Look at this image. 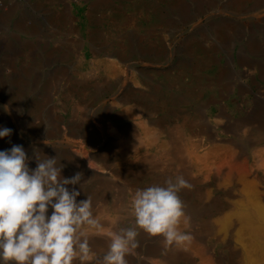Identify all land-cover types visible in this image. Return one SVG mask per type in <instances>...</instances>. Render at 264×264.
<instances>
[{"label": "bare ground", "instance_id": "6f19581e", "mask_svg": "<svg viewBox=\"0 0 264 264\" xmlns=\"http://www.w3.org/2000/svg\"><path fill=\"white\" fill-rule=\"evenodd\" d=\"M29 2L47 28L17 19L0 34V127L12 130L0 150L82 173L78 199L104 225L91 264L134 223L132 193L175 175L192 185L178 225L190 241L141 231L128 264H231L200 230L225 197L264 225V0ZM13 10L0 0V20Z\"/></svg>", "mask_w": 264, "mask_h": 264}, {"label": "clouds", "instance_id": "9594fccd", "mask_svg": "<svg viewBox=\"0 0 264 264\" xmlns=\"http://www.w3.org/2000/svg\"><path fill=\"white\" fill-rule=\"evenodd\" d=\"M12 130L0 127V139ZM22 145L0 150V264H91L96 258L89 235L104 225L94 214L90 196H81L82 173L64 177L58 157L35 155L36 167ZM79 185V188L76 186ZM192 185L183 175L137 188L129 214L134 223L110 233L99 264H128L141 231L167 245L190 241L179 230L185 217L180 193Z\"/></svg>", "mask_w": 264, "mask_h": 264}, {"label": "rangeland", "instance_id": "374dc122", "mask_svg": "<svg viewBox=\"0 0 264 264\" xmlns=\"http://www.w3.org/2000/svg\"><path fill=\"white\" fill-rule=\"evenodd\" d=\"M5 2L11 10H14L9 14L8 19L6 17L0 20L1 35L9 37L14 34L12 26L13 21L17 19L25 24L36 22L44 30L47 28L45 15L37 11L29 0H5ZM241 44L242 42L238 41L237 45H234L236 55H243ZM229 66L232 67L231 61ZM257 191L260 192V188ZM237 200L238 197H225L222 202L227 205L226 208L207 218L201 227V236L218 244L221 248L219 255L230 256V260L233 259L231 264H264V225L245 216V212L238 211L235 205ZM184 220L189 222L187 218Z\"/></svg>", "mask_w": 264, "mask_h": 264}]
</instances>
